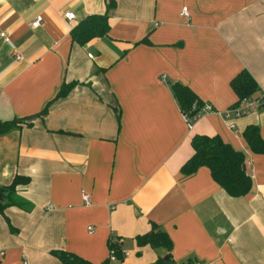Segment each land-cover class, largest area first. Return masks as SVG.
<instances>
[{"label":"crops","instance_id":"1","mask_svg":"<svg viewBox=\"0 0 264 264\" xmlns=\"http://www.w3.org/2000/svg\"><path fill=\"white\" fill-rule=\"evenodd\" d=\"M103 13L104 35L71 39L77 22ZM0 31V120L32 116L0 135V186L29 179L0 215V264H62L51 254L60 249L93 264H149L165 249L133 238L151 223L171 241L166 264H264V154L241 136L254 124L264 139V107L232 128L206 112L188 129L171 93L179 82L225 109L242 69L264 92V0H0ZM194 134L244 152L248 193L228 195L205 166L180 172ZM111 236L120 259H108Z\"/></svg>","mask_w":264,"mask_h":264},{"label":"trees","instance_id":"2","mask_svg":"<svg viewBox=\"0 0 264 264\" xmlns=\"http://www.w3.org/2000/svg\"><path fill=\"white\" fill-rule=\"evenodd\" d=\"M106 14H89L77 22L70 30L71 39L82 44L93 37L102 36L107 30ZM77 84L76 81L62 82L56 90L52 99L66 95L70 89ZM229 86L236 96L235 102L247 95L254 94L257 91V85L248 72L240 70L229 80ZM171 93L175 99L179 110L187 115L195 113L191 109L194 101L197 107L202 103L195 94L184 84L179 82L171 85ZM234 103V102H233ZM48 102L34 115H43L47 111ZM33 115V116H34ZM32 116L13 117L7 120H0V135L21 124H29L26 119ZM241 136L246 142L247 147L253 153L264 154V139L259 136L257 126L247 124L244 126ZM192 149L189 157L181 164L180 172L187 175L194 172L198 167L205 166L209 170L211 178L230 196H243L249 192L251 187L250 175L245 167L244 152L233 148L229 143L224 142L218 135L194 134L190 138ZM28 177L15 174L9 183L0 186V215L9 205H17L14 189L18 184L28 182ZM10 227L9 223L7 222ZM135 245L141 247L148 245L151 248L161 247L166 251V258L157 256L149 264H166L170 261L169 251L171 241L165 231L160 229L157 224L151 223L148 231L136 234L133 238ZM107 247L113 248L115 256L120 259V248L117 243L107 242ZM53 254L62 264H93L88 260L65 250H52ZM103 260L100 264H106Z\"/></svg>","mask_w":264,"mask_h":264},{"label":"built area","instance_id":"3","mask_svg":"<svg viewBox=\"0 0 264 264\" xmlns=\"http://www.w3.org/2000/svg\"><path fill=\"white\" fill-rule=\"evenodd\" d=\"M181 14H186L185 10H181ZM63 17L67 20L73 19V13L70 11L63 12ZM41 20V16L37 15L35 18L31 21L30 25L32 27H35L39 24ZM0 37L3 39L4 42L9 43L8 36L4 31H0ZM88 57H90V54H87ZM15 59H20V54L15 53L14 54ZM197 102L194 101L191 105V109H195V113L192 115H187L186 113H182V117L186 123V126L188 129L191 128L193 122L197 120L202 114L206 112H213L218 114L225 122H227V126L229 128H232L234 126L233 120L236 118L243 116L245 114H248L249 112H254L262 107H264V92H258L256 94L247 95L245 97H242L238 99L236 102L232 103L228 107L222 110H217L211 106V104L207 102H202L200 106L197 107ZM81 200L85 205H88L90 202V196L87 192L81 190L80 192ZM88 230H90V227H87ZM109 241L111 243H116V238L114 236H111L109 238ZM121 256L123 255V251H120ZM117 257L115 256V252L113 248L108 249V259L114 260Z\"/></svg>","mask_w":264,"mask_h":264},{"label":"rangeland","instance_id":"4","mask_svg":"<svg viewBox=\"0 0 264 264\" xmlns=\"http://www.w3.org/2000/svg\"><path fill=\"white\" fill-rule=\"evenodd\" d=\"M127 248L130 249V246L128 244H127V246H125V249H127ZM164 256H165V254H164ZM108 264H110V263H108Z\"/></svg>","mask_w":264,"mask_h":264},{"label":"water","instance_id":"5","mask_svg":"<svg viewBox=\"0 0 264 264\" xmlns=\"http://www.w3.org/2000/svg\"><path fill=\"white\" fill-rule=\"evenodd\" d=\"M241 167H242V169H243V170L245 169V165H244V164H242V166H241ZM164 257H166V256H164Z\"/></svg>","mask_w":264,"mask_h":264}]
</instances>
